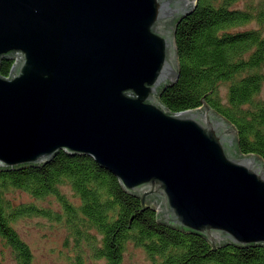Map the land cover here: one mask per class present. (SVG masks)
Listing matches in <instances>:
<instances>
[{"label":"water","instance_id":"95a60500","mask_svg":"<svg viewBox=\"0 0 264 264\" xmlns=\"http://www.w3.org/2000/svg\"><path fill=\"white\" fill-rule=\"evenodd\" d=\"M195 0H0V168L87 155L159 220L264 245V160L208 105L170 111L175 26Z\"/></svg>","mask_w":264,"mask_h":264},{"label":"trees","instance_id":"16d2710c","mask_svg":"<svg viewBox=\"0 0 264 264\" xmlns=\"http://www.w3.org/2000/svg\"><path fill=\"white\" fill-rule=\"evenodd\" d=\"M239 1L195 0L175 26L179 76L158 97L173 112L208 105L235 127L241 153L264 160V0ZM12 62L1 58L0 74L7 76ZM18 192L31 198L16 200ZM52 196L58 208L38 204ZM30 216L63 225L64 244L74 242L71 264H126L129 243L151 264H264V245H212L167 225L155 203L125 191L111 171L63 150L47 163L0 168V244L12 258L0 264H32L15 226Z\"/></svg>","mask_w":264,"mask_h":264},{"label":"rangeland","instance_id":"374dc122","mask_svg":"<svg viewBox=\"0 0 264 264\" xmlns=\"http://www.w3.org/2000/svg\"><path fill=\"white\" fill-rule=\"evenodd\" d=\"M252 1L258 0H240L238 3L240 6ZM260 94L264 97V86ZM63 189L66 190V188ZM15 197H18L16 200H29L31 198L22 192H18ZM38 204L58 208L53 196L49 200H41ZM15 226L17 232L28 243L34 254L32 264H71L74 242L69 239L68 244H64L67 230L61 223L42 216H30L18 218ZM1 257L6 259L8 263L12 260L9 251L6 252L0 244ZM124 261L126 264H151L144 250L130 243L126 248Z\"/></svg>","mask_w":264,"mask_h":264}]
</instances>
